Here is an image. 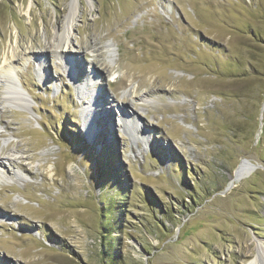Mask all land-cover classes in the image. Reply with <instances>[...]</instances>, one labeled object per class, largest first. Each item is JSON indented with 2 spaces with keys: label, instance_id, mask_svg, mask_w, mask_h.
I'll use <instances>...</instances> for the list:
<instances>
[{
  "label": "rangeland",
  "instance_id": "1",
  "mask_svg": "<svg viewBox=\"0 0 264 264\" xmlns=\"http://www.w3.org/2000/svg\"><path fill=\"white\" fill-rule=\"evenodd\" d=\"M78 1L0 0V264H250L264 0Z\"/></svg>",
  "mask_w": 264,
  "mask_h": 264
},
{
  "label": "bare ground",
  "instance_id": "2",
  "mask_svg": "<svg viewBox=\"0 0 264 264\" xmlns=\"http://www.w3.org/2000/svg\"><path fill=\"white\" fill-rule=\"evenodd\" d=\"M31 4H32V1L30 2V6H31ZM78 5H79V1L78 0H72L70 8H69V12L67 13V16L65 17V22L63 24V27H61L60 30H57L54 33V35L51 36L53 38L48 43V48H50V52L51 53L53 52L55 54L60 55L61 57H64L65 54L67 52H69L67 50H69L68 46H69V43H70V37H71L72 29L74 27L75 17H76V14L78 12L77 11V6ZM28 8H29V6H28ZM28 12H26V13H27L28 17L30 18L31 14L28 13ZM13 42L16 45L18 44V37L16 35H14ZM16 45L12 44L11 49L8 50L7 54H5L4 58H3V60H4V63H3L4 64L3 65L4 73H1V76L5 80L7 78V75H6V74H8L7 72L11 71V69L14 66V63L16 62V58H17V56H16V54H17L16 50L17 49L15 48ZM123 100H124V98H123ZM126 104H129L128 100L125 102L124 107H126ZM112 106L113 105L111 104V107ZM246 170H247V165L242 164L240 166V168L238 169V171H237L238 175L243 174ZM250 264H264V249L263 248H259V250L257 251V256H255V258L252 260V262Z\"/></svg>",
  "mask_w": 264,
  "mask_h": 264
}]
</instances>
